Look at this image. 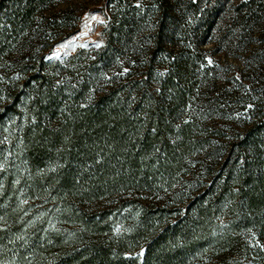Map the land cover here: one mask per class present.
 I'll return each instance as SVG.
<instances>
[{"label": "rangeland", "instance_id": "1", "mask_svg": "<svg viewBox=\"0 0 264 264\" xmlns=\"http://www.w3.org/2000/svg\"><path fill=\"white\" fill-rule=\"evenodd\" d=\"M0 1V264H31L38 226L43 238L68 232L55 217L53 175L70 174L83 189L102 168L112 169L108 180L126 173L128 156L141 151L176 175L94 199L119 214L117 231L136 203L181 191V213L169 211L178 221L210 191L220 207L209 232L224 239L228 264H264V210L255 216L243 197L245 177L264 182V167L241 147L264 128V0H45L28 17ZM89 110L128 119L116 130L118 149L103 137L79 159L63 147L53 159L48 148L32 165L39 131L57 133ZM130 256L142 261L145 250Z\"/></svg>", "mask_w": 264, "mask_h": 264}, {"label": "trees", "instance_id": "2", "mask_svg": "<svg viewBox=\"0 0 264 264\" xmlns=\"http://www.w3.org/2000/svg\"><path fill=\"white\" fill-rule=\"evenodd\" d=\"M6 1L10 10L17 9L28 17L45 0ZM1 5L4 2L0 1ZM165 26L160 24L158 37L164 32ZM127 121L123 113L102 110L95 113L89 110L84 120L62 125L57 133L38 130L34 144L28 148L32 165H42L49 158L48 148L52 150L53 159L56 157L54 153L61 147L71 152V159H79L80 152H86L85 144L91 146L94 152L96 143L102 142L103 137L110 145H118L115 147L118 149L121 141L116 130L124 127ZM263 130V127H255L249 131L241 146L256 160L257 167H264ZM26 137L29 140L31 136ZM151 141L144 145L146 149H149ZM260 159H263L262 162H257ZM128 160L131 169L114 180H108L112 173L110 167L85 176L84 181L89 184L83 189L70 174L61 173L51 177L54 183L52 192L57 199L62 200L55 217L67 224L69 230L49 232L43 238V230L38 226L31 238L34 246L31 264H228L224 239L214 238L209 232L216 225V213L220 207V199L214 201L213 198L214 204L207 199L210 191L193 199L186 218L178 221L169 216V211L177 208L181 213L179 199L185 195H180L181 191H175L169 199L158 195L149 205L136 203L128 213V227L122 232L116 230L119 214H113L111 206L94 207L91 203L94 199L122 190L133 193L140 187L162 185L173 180L176 175L170 168L163 169L164 172L154 169V159L147 158L144 151L130 154ZM251 175V178L245 177L246 191H243V197L250 210L258 216L264 210V182L258 180L254 173ZM189 183L191 185L192 181ZM224 187L227 188L228 184ZM0 212L2 215L3 209L0 208ZM140 249L145 250L142 261L130 256ZM210 249L213 250L212 256L205 262L200 261Z\"/></svg>", "mask_w": 264, "mask_h": 264}]
</instances>
